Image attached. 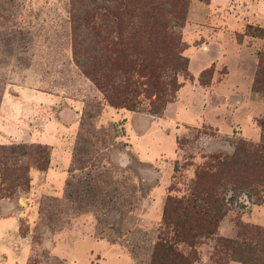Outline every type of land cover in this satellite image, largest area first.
<instances>
[{"label":"rangeland","instance_id":"374dc122","mask_svg":"<svg viewBox=\"0 0 264 264\" xmlns=\"http://www.w3.org/2000/svg\"><path fill=\"white\" fill-rule=\"evenodd\" d=\"M184 3L178 26L170 0H0V264H152L164 241L188 264H242L227 241L264 235V187L260 204L223 191L215 233L193 246L166 215L197 172L263 135L259 2ZM142 11L169 21L189 61L160 115L144 97L134 111L111 106L92 74Z\"/></svg>","mask_w":264,"mask_h":264},{"label":"trees","instance_id":"16d2710c","mask_svg":"<svg viewBox=\"0 0 264 264\" xmlns=\"http://www.w3.org/2000/svg\"><path fill=\"white\" fill-rule=\"evenodd\" d=\"M170 1L173 9L182 8L180 14L174 12L173 18L178 26L183 25L185 0ZM138 17L145 20L132 24L126 37L119 24V40L112 42V54L108 55L109 48L105 46L92 74L111 106L134 111L140 98L144 97L150 101V112L160 115L180 89L177 77L179 73L188 72L189 61L182 55V36L170 29L169 21L156 24L157 15L153 12L142 11ZM137 35L148 38L135 41ZM261 127L260 144L241 142L232 156L215 158V164L197 172L188 199L169 201L165 212L173 219L178 240L193 246L200 235L215 233L226 206L224 195L229 188L254 193L255 203H261V190L257 187H264V121ZM246 232L251 240L257 241L256 244L247 240L227 241L228 245L242 264L264 261V245H260L264 235L259 228H247ZM152 264H188V259L164 241L155 246Z\"/></svg>","mask_w":264,"mask_h":264},{"label":"crops","instance_id":"0c3cea01","mask_svg":"<svg viewBox=\"0 0 264 264\" xmlns=\"http://www.w3.org/2000/svg\"><path fill=\"white\" fill-rule=\"evenodd\" d=\"M257 2H259V4L255 6L252 19L259 24L264 25V0H257ZM256 19L259 20L257 21Z\"/></svg>","mask_w":264,"mask_h":264}]
</instances>
